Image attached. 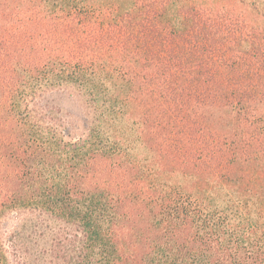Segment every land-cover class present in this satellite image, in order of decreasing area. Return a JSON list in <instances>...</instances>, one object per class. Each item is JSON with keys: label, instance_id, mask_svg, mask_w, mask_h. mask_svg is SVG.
I'll return each instance as SVG.
<instances>
[{"label": "trees", "instance_id": "obj_1", "mask_svg": "<svg viewBox=\"0 0 264 264\" xmlns=\"http://www.w3.org/2000/svg\"><path fill=\"white\" fill-rule=\"evenodd\" d=\"M47 254L264 264V0H0V264Z\"/></svg>", "mask_w": 264, "mask_h": 264}, {"label": "rangeland", "instance_id": "obj_2", "mask_svg": "<svg viewBox=\"0 0 264 264\" xmlns=\"http://www.w3.org/2000/svg\"><path fill=\"white\" fill-rule=\"evenodd\" d=\"M56 103L61 107L65 115L71 117L76 127L79 130H82L83 127L85 126V120L87 119L83 105L80 102L71 100L66 96L57 97ZM14 223H15V219H10L8 221V227H11ZM41 246L44 248L47 247V245H41ZM48 259H49V255L47 254L45 258L40 259L39 264H47Z\"/></svg>", "mask_w": 264, "mask_h": 264}]
</instances>
